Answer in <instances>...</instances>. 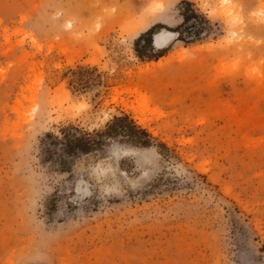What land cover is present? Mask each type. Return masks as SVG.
Returning <instances> with one entry per match:
<instances>
[{
	"label": "rangeland",
	"instance_id": "obj_1",
	"mask_svg": "<svg viewBox=\"0 0 264 264\" xmlns=\"http://www.w3.org/2000/svg\"><path fill=\"white\" fill-rule=\"evenodd\" d=\"M0 264H264V0H0Z\"/></svg>",
	"mask_w": 264,
	"mask_h": 264
},
{
	"label": "trees",
	"instance_id": "obj_2",
	"mask_svg": "<svg viewBox=\"0 0 264 264\" xmlns=\"http://www.w3.org/2000/svg\"><path fill=\"white\" fill-rule=\"evenodd\" d=\"M186 9L182 10L180 16L183 20V25L190 22L191 18H199L198 14L191 8L190 2H184ZM157 28H161L160 24L149 28L135 41V53L138 58L143 56L137 50L136 46L143 42L144 47L151 48L152 35ZM172 32L177 33V40L184 41L181 34V28H175ZM195 36L198 31L194 32ZM161 56V55H159ZM60 137H53L58 149L61 150L62 155L59 156V161L63 167H66L67 162L65 156L72 157L77 154H90L95 150L100 149L104 144L106 138H122L126 139L132 146L149 148L153 146V139L147 131L135 124L129 115L121 113L119 116H114L103 130H93L92 132L83 131L73 125H68L59 130ZM164 146V144H161ZM165 148V146H164ZM167 150V148H165Z\"/></svg>",
	"mask_w": 264,
	"mask_h": 264
},
{
	"label": "bare ground",
	"instance_id": "obj_3",
	"mask_svg": "<svg viewBox=\"0 0 264 264\" xmlns=\"http://www.w3.org/2000/svg\"><path fill=\"white\" fill-rule=\"evenodd\" d=\"M170 34L172 35L173 33L164 31V32H158L154 34L153 36L154 45L157 48H162L164 46V43L166 42L165 36L170 35Z\"/></svg>",
	"mask_w": 264,
	"mask_h": 264
}]
</instances>
